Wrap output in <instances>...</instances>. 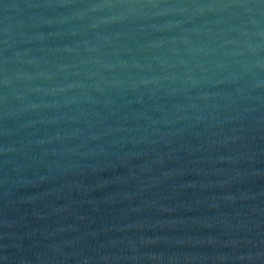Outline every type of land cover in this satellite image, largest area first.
Segmentation results:
<instances>
[{"label": "water", "instance_id": "water-1", "mask_svg": "<svg viewBox=\"0 0 264 264\" xmlns=\"http://www.w3.org/2000/svg\"><path fill=\"white\" fill-rule=\"evenodd\" d=\"M0 264H264V0H0Z\"/></svg>", "mask_w": 264, "mask_h": 264}, {"label": "clouds", "instance_id": "clouds-1", "mask_svg": "<svg viewBox=\"0 0 264 264\" xmlns=\"http://www.w3.org/2000/svg\"><path fill=\"white\" fill-rule=\"evenodd\" d=\"M104 7H113V5H111V4L95 5V6L92 7L91 10H92V11H96L98 8H104ZM128 7H129V10H130V11H131L132 8H133L132 5H129ZM208 7H211V6H208ZM203 10H205L203 7L200 8V11H203ZM117 18H123V17H114V19H117Z\"/></svg>", "mask_w": 264, "mask_h": 264}]
</instances>
